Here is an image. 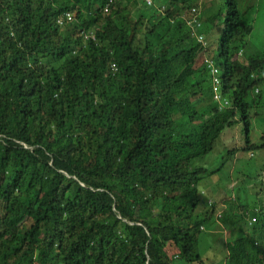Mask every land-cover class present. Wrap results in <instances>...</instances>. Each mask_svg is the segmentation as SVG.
Returning a JSON list of instances; mask_svg holds the SVG:
<instances>
[{
  "label": "trees",
  "instance_id": "trees-1",
  "mask_svg": "<svg viewBox=\"0 0 264 264\" xmlns=\"http://www.w3.org/2000/svg\"><path fill=\"white\" fill-rule=\"evenodd\" d=\"M260 19L264 0H0V264H202L212 220L225 264H264V163L238 157L264 150Z\"/></svg>",
  "mask_w": 264,
  "mask_h": 264
},
{
  "label": "rangeland",
  "instance_id": "rangeland-1",
  "mask_svg": "<svg viewBox=\"0 0 264 264\" xmlns=\"http://www.w3.org/2000/svg\"><path fill=\"white\" fill-rule=\"evenodd\" d=\"M150 1V0H149ZM262 11L263 8L261 7ZM147 15V14H146ZM262 33H264V19H260L258 25L256 26V28L254 29L253 35L257 36V35H261ZM221 38V35H219V32L216 34H213L210 36L209 40H208V49L212 50V52H214V54L217 53V40H219ZM257 127L256 130L253 128L251 135L249 137V140L251 143H259V142H263L262 139L264 138V113H260V117L257 118ZM180 118L176 117V122L179 123ZM233 144V141H231ZM257 146H260L261 144H256ZM251 149H255L251 148ZM253 155L252 157H249L250 152L245 151L244 153H242L241 155H238V157H240L241 159H249V165L246 166V171L247 173H256L257 169L256 167H260L259 164L260 163H264V150L263 149H259V147H256V150L252 151ZM251 158V160H250ZM252 162V164L250 163ZM236 165H238L237 168H241L242 162L240 160L236 161ZM255 165V166H254ZM254 170V171H253ZM259 183V180H258ZM264 183V182H263ZM217 184V186H215ZM225 186V182L221 181L217 183V180L214 181L212 183L211 180L209 181H203L202 183H200V188L206 187L203 191L206 192V194L208 195V189L213 190L214 188L217 189V187H219V189H221V191L223 192V188ZM232 184H227L225 187V190L227 189V191L229 189H231ZM251 187V186H250ZM256 187V186H255ZM214 189V190H215ZM250 190H254V187H251ZM226 192V191H225ZM248 192V191H247ZM250 192V191H249ZM248 192V193H249ZM253 192V191H252ZM247 193V194H248ZM220 194V199L224 197V193H219ZM210 200L212 201L214 198L212 195H208ZM264 197V196H263ZM218 208L220 209V211L217 212V216H219L221 213V206L218 205ZM200 211V206L198 207L197 212L199 213ZM223 224L219 223L217 221H211L208 224L205 225V227L203 228L201 234H200V241H199V253H200V257H201V261L202 264H225L226 258H227V252L224 246V242L226 241V238L230 236V234L228 233V230H226L227 228L225 227ZM225 233V234H223ZM218 238V239H217ZM186 264V263H184ZM194 264V263H193Z\"/></svg>",
  "mask_w": 264,
  "mask_h": 264
},
{
  "label": "clouds",
  "instance_id": "clouds-1",
  "mask_svg": "<svg viewBox=\"0 0 264 264\" xmlns=\"http://www.w3.org/2000/svg\"><path fill=\"white\" fill-rule=\"evenodd\" d=\"M146 1L150 3L149 0H146ZM141 4H142V3H141ZM141 4L139 3V5L136 6V9H137V10H138V9H139V10L142 9ZM133 11H134V10H133ZM198 36H199V35H197L198 40L201 41V40L199 39ZM202 37H203V36H202ZM202 41H204V37H203ZM207 64H208V67H209V66H212V67H213V65H214V66H217V65H215L214 61H209ZM217 70L219 71V68H218V67H217ZM215 72H216V71H215Z\"/></svg>",
  "mask_w": 264,
  "mask_h": 264
},
{
  "label": "built area",
  "instance_id": "built-area-1",
  "mask_svg": "<svg viewBox=\"0 0 264 264\" xmlns=\"http://www.w3.org/2000/svg\"><path fill=\"white\" fill-rule=\"evenodd\" d=\"M198 37H199V39H200V40H202V39H203V37H202L201 35H199ZM215 82H216V83H215V85H214V88H213V89H214V92H215V96H217V92H218V91H217V90H218V86H217V80H216V79H215ZM220 104H223V103H222V101H220Z\"/></svg>",
  "mask_w": 264,
  "mask_h": 264
},
{
  "label": "water",
  "instance_id": "water-1",
  "mask_svg": "<svg viewBox=\"0 0 264 264\" xmlns=\"http://www.w3.org/2000/svg\"><path fill=\"white\" fill-rule=\"evenodd\" d=\"M65 175H67L68 177H73L71 174H68L66 172H63ZM120 217V216H119Z\"/></svg>",
  "mask_w": 264,
  "mask_h": 264
}]
</instances>
